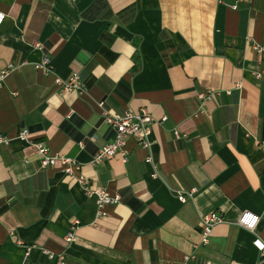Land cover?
Wrapping results in <instances>:
<instances>
[{"label":"crops","instance_id":"1","mask_svg":"<svg viewBox=\"0 0 264 264\" xmlns=\"http://www.w3.org/2000/svg\"><path fill=\"white\" fill-rule=\"evenodd\" d=\"M0 12V74L14 67L0 87V264H55L43 250L67 264H264V0H0ZM73 73L83 90L65 94L55 80ZM207 91L219 95L203 103ZM142 108L157 177L131 139L126 162L93 165L113 140L102 109ZM23 129L81 170L41 168ZM78 176L120 202L97 219ZM245 211L253 233L237 224ZM211 213L223 223L202 244Z\"/></svg>","mask_w":264,"mask_h":264},{"label":"built area","instance_id":"2","mask_svg":"<svg viewBox=\"0 0 264 264\" xmlns=\"http://www.w3.org/2000/svg\"><path fill=\"white\" fill-rule=\"evenodd\" d=\"M242 2L251 3L252 0H241ZM235 8V7H234ZM5 19V15L0 12V25L3 23ZM36 49L43 50L44 47L41 45H35ZM256 53L258 54V58L260 62H264V47L263 46H255L254 47ZM37 70L40 71L43 75H51L52 67L50 64V60L48 57H44L40 64L36 66ZM14 70L13 66H9L7 69H4L0 74V87L3 85V80L5 77ZM257 79L261 78L260 73L255 74ZM56 85L61 89V91L65 94L71 93L73 91L81 92L83 90V85L80 80V75L78 73H73L68 79L63 80L60 78H56ZM219 95V92L207 91L199 94V98L203 101H208L213 99L215 96ZM102 108V103L99 104ZM102 117L103 122L109 127V129L113 133L112 142L103 146L97 153L92 157L91 163L93 165H97L102 163L105 159L119 156L123 162L127 161L128 151L126 149V145L128 140H134L137 145L146 151V163L150 164L154 169V177H157V167L153 161V146L155 142L152 139L153 126L157 123L152 115L148 112L147 109L142 108L138 112H128L123 115H112L109 112H106L102 109ZM166 121V117L161 119L159 124L164 123ZM176 138L186 137V135H180L178 131L174 132ZM19 140L26 142L35 150V153L38 157L41 168L47 167H59L60 170L69 176H75L77 172L81 170L78 163L67 156L52 154L48 147L43 143H35L30 140L29 131L23 129L19 132L18 137ZM10 142L8 136L0 133V145H6ZM77 180L80 185H82L85 194L88 197L96 198V206H97V219L103 218V210L108 205L117 204L120 202L121 198L119 195L112 196L105 190L93 189L89 186L83 185L84 177L78 176ZM181 201H185V198L181 195H178ZM259 217L254 213L245 211L243 212L237 224L241 228L247 230L248 232L253 233L258 225ZM223 223V219L220 215L216 213H211L205 215L201 218L199 223V230L201 233L202 244H207L209 237L217 225ZM74 223L72 226V233L68 237L69 242H74L73 231L75 229ZM34 247H28L27 252L31 251ZM259 251L261 256L264 257V243L259 244ZM43 254L48 255V258L55 261V264H67V261L63 255H52L47 251L43 250ZM190 261L189 258L185 259V263Z\"/></svg>","mask_w":264,"mask_h":264}]
</instances>
